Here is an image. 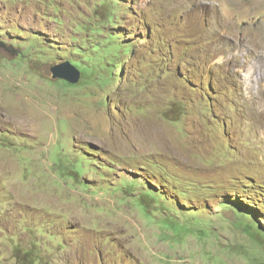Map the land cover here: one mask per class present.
<instances>
[{"label": "rangeland", "instance_id": "1", "mask_svg": "<svg viewBox=\"0 0 264 264\" xmlns=\"http://www.w3.org/2000/svg\"><path fill=\"white\" fill-rule=\"evenodd\" d=\"M248 39L264 0H0V264H264Z\"/></svg>", "mask_w": 264, "mask_h": 264}, {"label": "bare ground", "instance_id": "2", "mask_svg": "<svg viewBox=\"0 0 264 264\" xmlns=\"http://www.w3.org/2000/svg\"><path fill=\"white\" fill-rule=\"evenodd\" d=\"M250 40L248 39L246 43L240 40L236 41L232 47L231 55L242 63L244 70L237 75V78L242 88L246 85L253 96L251 102L255 103L258 100L264 104V43L260 42L254 58H248L246 50L253 44V41L250 42ZM244 71L247 72V77L243 80L241 74Z\"/></svg>", "mask_w": 264, "mask_h": 264}, {"label": "water", "instance_id": "3", "mask_svg": "<svg viewBox=\"0 0 264 264\" xmlns=\"http://www.w3.org/2000/svg\"><path fill=\"white\" fill-rule=\"evenodd\" d=\"M53 78L66 81L69 84L76 85L80 82L81 73L70 65L56 66L52 69Z\"/></svg>", "mask_w": 264, "mask_h": 264}, {"label": "trees", "instance_id": "4", "mask_svg": "<svg viewBox=\"0 0 264 264\" xmlns=\"http://www.w3.org/2000/svg\"><path fill=\"white\" fill-rule=\"evenodd\" d=\"M126 50H128V49H126ZM133 50H135V48L133 47ZM129 51V50H128ZM85 75H87V74H85ZM72 85V84H71ZM77 85V84H76ZM70 87H72V86H70ZM244 212V211H243ZM246 213V212H245ZM252 216V215H251Z\"/></svg>", "mask_w": 264, "mask_h": 264}]
</instances>
